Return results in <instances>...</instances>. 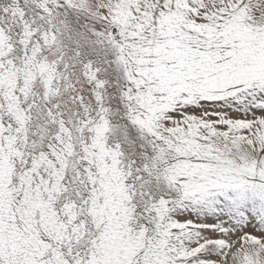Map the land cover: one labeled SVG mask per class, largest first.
<instances>
[{"label": "snow or ice", "instance_id": "obj_1", "mask_svg": "<svg viewBox=\"0 0 264 264\" xmlns=\"http://www.w3.org/2000/svg\"><path fill=\"white\" fill-rule=\"evenodd\" d=\"M0 264H264V0H0Z\"/></svg>", "mask_w": 264, "mask_h": 264}]
</instances>
